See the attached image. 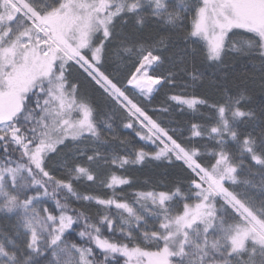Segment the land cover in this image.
Instances as JSON below:
<instances>
[{
	"label": "snow or ice",
	"instance_id": "6c2138e0",
	"mask_svg": "<svg viewBox=\"0 0 264 264\" xmlns=\"http://www.w3.org/2000/svg\"><path fill=\"white\" fill-rule=\"evenodd\" d=\"M148 16L185 30L210 67H221L228 52L264 65V0H0V213L16 221L0 233V264H264V114L258 134L241 131L257 117L243 93L225 90L211 103L169 98L196 114L187 135L153 119L141 101L175 83V72L157 75L167 40L145 46L120 31L129 21L142 28ZM114 57L133 61L123 82L108 70ZM74 74L122 114L143 146L129 150L109 120H98ZM188 74L193 85L204 76ZM103 130L123 153L101 151ZM72 147L57 178L50 165ZM149 159L180 162L187 175L129 202L124 186L132 181L117 170ZM253 169L259 199L242 190L250 182L240 176ZM85 183L107 191L82 192ZM91 205L95 220L82 210ZM74 225H82L84 245L69 240Z\"/></svg>",
	"mask_w": 264,
	"mask_h": 264
},
{
	"label": "trees",
	"instance_id": "16d2710c",
	"mask_svg": "<svg viewBox=\"0 0 264 264\" xmlns=\"http://www.w3.org/2000/svg\"><path fill=\"white\" fill-rule=\"evenodd\" d=\"M179 4L181 0H174ZM185 3L191 4L192 0H185ZM188 27L191 26V15L186 21ZM120 31L130 40L143 43L145 46L157 42L160 38H166L167 47L164 51V63L157 70V75H168L169 72H175L174 84L161 88L153 93L151 101L142 100L146 111L153 119L157 120L162 126L169 129H175L176 135H187V130L191 122L197 119L196 114L186 107L181 110V106L170 100L172 95H182L185 97L196 96L207 99L210 103L220 100L228 90L232 95L243 93L246 97L244 105L247 110H251L257 117V122L246 123L241 126V131L256 132L258 134V120L264 114V65L258 58H251L244 55H238L235 52H228L223 60V65L219 68L210 67L205 60L204 52L199 44H193L190 40L184 38V31H169L165 25L156 22L155 18L148 16L142 28H136L131 21L127 26L121 27ZM242 31V30H237ZM118 43V42H117ZM132 60H118L115 57L109 62L108 70L114 79L123 82L129 71L132 69ZM185 68L187 71H185ZM197 70L204 73L203 78L196 85L191 82L188 73ZM81 83V90L86 94L97 109V118L99 121L109 120L113 124L115 136L118 138H127L129 141V150L131 146L139 148L145 144L138 137L131 133L130 129H125L122 124L123 116L118 110L110 105L100 92L89 84L83 77L76 76ZM137 99V97H133ZM167 108V111L162 109ZM201 112L207 116V110L201 106ZM103 129V124L99 125ZM103 136L107 143L101 149L105 155H111L113 152L123 153V146L117 147L119 140L113 138V134L103 130ZM71 143V142H66ZM154 145H149L145 151H151ZM77 149L75 147L66 149L60 158L53 160L50 170L57 178L64 175V168L60 163L63 157H70ZM180 162L169 164L166 161L145 160L143 164L126 166L127 170H117L131 179V186H124L127 190L124 193L125 198L131 202L135 193L140 191H159L172 187L178 179L187 175L180 167ZM241 180H247L250 184L243 186L242 190H247L255 199L261 195V178L256 169L252 172L243 171ZM82 192L104 195L107 190L98 187L90 188L82 184L79 188ZM83 202H76L71 205L72 208H80ZM51 204V202H49ZM96 205H91L87 209V215L95 220L97 216ZM16 221L10 215L0 213V233H7L15 230ZM74 231L68 236L71 242L78 245H84L87 238H81L79 232L83 230L82 225H74ZM111 235L110 233H106ZM50 258V257H49ZM120 264H123L121 259Z\"/></svg>",
	"mask_w": 264,
	"mask_h": 264
}]
</instances>
